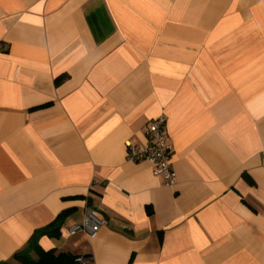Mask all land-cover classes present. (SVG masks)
<instances>
[{
	"label": "crops",
	"instance_id": "1",
	"mask_svg": "<svg viewBox=\"0 0 264 264\" xmlns=\"http://www.w3.org/2000/svg\"><path fill=\"white\" fill-rule=\"evenodd\" d=\"M0 42V263L63 213L92 264H264V0H0Z\"/></svg>",
	"mask_w": 264,
	"mask_h": 264
},
{
	"label": "built area",
	"instance_id": "2",
	"mask_svg": "<svg viewBox=\"0 0 264 264\" xmlns=\"http://www.w3.org/2000/svg\"><path fill=\"white\" fill-rule=\"evenodd\" d=\"M2 43L0 42V52ZM145 142L143 144H126V157L132 161H148L152 165L153 175H161L167 186L176 183V175L172 169V145L166 130V119L163 115L150 119L144 128ZM107 224V219L90 206H86L82 219L74 224L64 227L70 234L84 232L89 237H94L98 230ZM79 264H90V256L77 257Z\"/></svg>",
	"mask_w": 264,
	"mask_h": 264
},
{
	"label": "trees",
	"instance_id": "3",
	"mask_svg": "<svg viewBox=\"0 0 264 264\" xmlns=\"http://www.w3.org/2000/svg\"><path fill=\"white\" fill-rule=\"evenodd\" d=\"M62 215L63 213L59 214L47 225L35 229L26 245L16 251L10 260L0 264H79L76 259L80 255L58 251L55 248L45 250L39 244V238L43 235L50 237L59 235L60 226L63 223Z\"/></svg>",
	"mask_w": 264,
	"mask_h": 264
}]
</instances>
